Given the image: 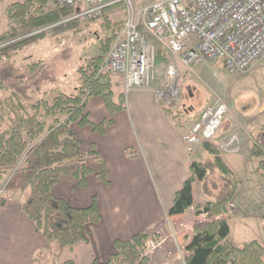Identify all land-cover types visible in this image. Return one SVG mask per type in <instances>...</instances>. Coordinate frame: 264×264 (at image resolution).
<instances>
[{
    "label": "trees",
    "instance_id": "1",
    "mask_svg": "<svg viewBox=\"0 0 264 264\" xmlns=\"http://www.w3.org/2000/svg\"><path fill=\"white\" fill-rule=\"evenodd\" d=\"M72 12V8L48 7L46 0H25L8 9L9 30L0 35V90L10 92L2 105L8 107L7 111L0 114V125L5 124L4 120L9 123L5 129L0 127V177L11 173L14 177L19 175L18 178L23 174L30 176L23 211L45 237L47 252L53 258L65 248L85 242L87 225L101 221L97 196L89 207L75 208L53 195V188L60 179L63 176L75 178L77 185L73 192L86 189L92 174L88 159L93 158L100 165L97 179L105 186L110 185L106 160L94 145L89 153H84L82 141L72 126H92L97 133L105 134L113 125L112 121L91 123L86 113L91 97H102L112 114L126 109L125 93L116 96L110 77L99 73L112 38L103 44L101 55L88 59L80 68V85L74 95L56 91L51 98H46L44 87L57 81L51 66L40 61H30L23 68L15 64L14 57L19 51L44 40L48 32L75 26L78 22L61 23ZM120 28L115 30L114 36ZM158 62L169 66L168 55L162 50L157 53L156 70ZM204 148L213 157L226 188L219 199L197 207L195 216L203 220L192 227L193 237L186 247L189 252L186 264H264L263 244L254 241L237 247L231 243L230 226L225 216L240 183L219 149L207 143ZM251 153L259 160L258 170L264 173V141L256 138ZM209 172L205 164L192 161V176L176 193L170 216L182 215L192 207L193 185L196 181L205 182ZM17 181L16 178L14 183ZM11 194L9 187L5 199ZM146 240L147 235L139 233L131 240L116 241L115 253L106 264H147L143 256ZM63 264L75 263L69 260ZM94 264L101 263L95 261Z\"/></svg>",
    "mask_w": 264,
    "mask_h": 264
},
{
    "label": "crops",
    "instance_id": "2",
    "mask_svg": "<svg viewBox=\"0 0 264 264\" xmlns=\"http://www.w3.org/2000/svg\"><path fill=\"white\" fill-rule=\"evenodd\" d=\"M116 76L121 81L120 84H113V89L117 91L114 92L118 96L125 93L124 78ZM125 96L126 109L114 114L109 112L102 97L88 99L86 113L92 124L113 122L105 134L97 133L92 126H72L74 133L82 141V151L89 153L94 145L106 160L110 185L105 186L97 179L100 165L93 158H89L88 165L92 174L86 189L73 192L77 180L69 176H63L53 188L54 196L68 201L75 208L89 207L93 197L97 196L101 215L99 224H89L85 228V242L62 251L66 255L64 262L72 260L75 264H94L95 261L107 263L115 253L116 241L131 240L139 233L148 236L164 234L161 244H172L173 239L178 241L182 232L181 224L187 215L191 217L200 204L207 202L199 203L192 212L191 207L188 213L169 215L176 193L192 176V156L184 137L193 124L188 126L171 117L155 92L134 90L125 93ZM262 109L264 110V106ZM200 116L201 114L198 117ZM253 120L257 121V118ZM242 121H237V125L229 133L230 140L238 137V147L233 146L227 152L223 149L224 144L218 146L211 141L238 178L239 189L242 188L243 181L235 172L234 165L225 159L223 152H232L234 157L247 163L249 157H253L251 151L255 144L254 139L248 135L255 132V138L264 141L261 130L264 129L263 124L260 129L249 127L246 130L242 127ZM244 168L248 173L246 164ZM4 192L0 195V264H50L51 256L47 252L45 237L23 211L28 189L25 187L16 191L8 199L2 196ZM193 195L195 198L194 188ZM237 195L238 192L235 197ZM168 221L171 224L168 225ZM192 237L193 234L188 244Z\"/></svg>",
    "mask_w": 264,
    "mask_h": 264
},
{
    "label": "rangeland",
    "instance_id": "3",
    "mask_svg": "<svg viewBox=\"0 0 264 264\" xmlns=\"http://www.w3.org/2000/svg\"><path fill=\"white\" fill-rule=\"evenodd\" d=\"M24 1L0 0V35L9 30L8 9L12 5ZM150 1L152 0H136L139 4ZM52 6L48 3V7ZM123 8L124 6L120 5L113 11L109 9L106 16L98 20L79 22L75 26L61 31L48 32L44 40L19 51L14 57L15 64L23 68L30 61H40L51 66L57 81L44 87L43 92L46 98H51L56 94V91H61L68 95L76 94L80 85V68L86 65L88 59L101 55L103 53L101 49L103 44L112 38L109 43V49L106 51V58L116 38L114 36L115 30L122 26L126 18ZM168 59L170 66L173 63V59L171 56H168ZM159 63L156 70L158 77L155 84L156 87L167 83L168 80L167 70L169 66ZM103 64L99 73L103 72ZM175 64L179 71L176 85L179 97L174 100L172 105H165L162 101L160 103L163 108H166L165 110L171 117H175L177 122H183L191 126L207 107L215 105L217 99H221L228 108L215 137L210 141L198 144L189 151L192 161H199L210 169L205 182L196 181V184L194 183L193 185L195 198L191 209L192 212L199 203L219 199L226 188L225 179L215 168L213 157L205 150L204 143L212 145V141L218 146L226 145L230 140L229 133L237 125V121L240 120H243L241 122L242 127L246 128V130H249V127L257 130L263 127L262 124L264 125V110L262 109L264 106V61L256 65L250 72L239 74H230L223 60L214 62L203 61L194 65L193 71H189L179 61H176ZM107 75L111 79L112 86L114 83H121L120 79H116L118 76L114 74ZM115 92L117 91L115 90ZM9 96L10 92L0 90V114L7 111L6 108L8 107H2V105ZM253 118H257V121L253 120ZM4 121L5 124L0 125L2 129H5L9 124L8 121ZM261 130L264 133V129ZM255 134V132H252L248 136L255 141ZM252 140L251 142L254 144ZM235 147H238V143L234 144ZM226 151L223 152V156L234 165L235 172L243 181V186L241 189L238 187L236 191L238 195L233 197L229 212L226 215L230 226V241L237 247H242L246 243L254 241L264 245V173L257 170L259 160L255 157H249L247 163H244L243 159L240 158L239 160L238 157H234L231 154L232 152L228 154L229 149ZM244 164L248 168V173L244 168ZM18 176L14 177V173L1 176L0 191L6 192L7 188L9 189L10 187L12 194H14L16 191H21L26 187L28 189L26 195L28 196L30 176L24 174L20 175L19 178ZM249 177L250 179L248 180ZM16 178L18 181L14 183ZM5 192L2 196H5ZM202 205L200 204V206ZM202 220L201 217L199 219L196 218L195 214L191 215V217L188 214L181 224L182 232L178 241L173 239V243L169 245L161 244L164 234L147 235L143 255L148 260L147 264H186L189 252L185 246L193 234V225ZM168 223L171 224L170 221ZM178 230L177 232H179ZM65 256V253L61 251L57 257H54L55 259L53 256L49 257L50 264H63Z\"/></svg>",
    "mask_w": 264,
    "mask_h": 264
},
{
    "label": "built area",
    "instance_id": "4",
    "mask_svg": "<svg viewBox=\"0 0 264 264\" xmlns=\"http://www.w3.org/2000/svg\"><path fill=\"white\" fill-rule=\"evenodd\" d=\"M72 14L61 23L91 22L124 6L125 20L103 64V72L124 78L125 92H155L165 105L179 97L176 61L193 71L203 61L223 60L230 74L248 73L264 61V0H46ZM159 50L171 56L167 83L156 87ZM166 109V108H165ZM227 105L217 99L193 123L184 140L188 150L212 140ZM238 142L229 140L223 149ZM3 191L0 192V195Z\"/></svg>",
    "mask_w": 264,
    "mask_h": 264
}]
</instances>
